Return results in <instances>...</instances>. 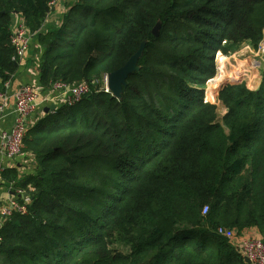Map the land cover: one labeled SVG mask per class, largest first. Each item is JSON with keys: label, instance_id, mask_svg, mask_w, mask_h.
Returning a JSON list of instances; mask_svg holds the SVG:
<instances>
[{"label": "trees", "instance_id": "16d2710c", "mask_svg": "<svg viewBox=\"0 0 264 264\" xmlns=\"http://www.w3.org/2000/svg\"><path fill=\"white\" fill-rule=\"evenodd\" d=\"M50 2L0 0V92L17 17L42 49V93L90 92L30 125L31 173L1 172L30 202L0 228V264H248L217 229L264 242V68L256 92L221 89V122L202 87L218 52L264 41V0H70L45 29ZM143 42L121 99L102 91Z\"/></svg>", "mask_w": 264, "mask_h": 264}, {"label": "built area", "instance_id": "2783aa9c", "mask_svg": "<svg viewBox=\"0 0 264 264\" xmlns=\"http://www.w3.org/2000/svg\"><path fill=\"white\" fill-rule=\"evenodd\" d=\"M67 1L70 0H51L50 6L53 9L55 5ZM15 19L19 20L12 27L10 41L15 53L13 60L20 63L26 58L34 36L29 33L20 17ZM7 88L8 84H4L3 90ZM100 89L109 92L106 76L103 78ZM89 92L90 88L86 82L71 85L56 82L48 91L43 93L39 87L29 85L21 87L15 94L12 126L0 135V154L7 161L15 163L23 154L25 136L31 125V120L38 112H42L44 108L52 104L62 103L64 106H74ZM5 101V92L2 91L0 92V120L5 117ZM18 194L24 195V192L18 191ZM22 202L19 203L13 197L9 199L6 205L0 207V228L13 213L24 214L26 212V205L29 204L30 198L23 196ZM206 210V208L203 210V214ZM242 232L225 228L217 229V234L229 240L246 263L264 264V242L261 237Z\"/></svg>", "mask_w": 264, "mask_h": 264}, {"label": "crops", "instance_id": "0c3cea01", "mask_svg": "<svg viewBox=\"0 0 264 264\" xmlns=\"http://www.w3.org/2000/svg\"><path fill=\"white\" fill-rule=\"evenodd\" d=\"M56 8L57 9H54V11L52 10L51 13L48 15L44 26L45 29L51 28L52 26H55V24H57L59 21H61L66 9L61 4H58ZM18 20L19 19H15L14 23H16V21ZM41 53L42 49L39 46V43L35 40V38H33L30 50L26 58L18 64V70L15 75L11 78V80L5 83L8 84V88L3 90L5 92L6 97L4 106L5 117L0 120V135L4 130L9 129L12 126L14 100L16 92L19 91V89L23 86H39V58ZM38 113L31 120V124L34 123L36 117H41L42 115L40 113L43 112ZM33 167L34 166L31 157L27 153H23L22 156H20L15 161V163L7 161L0 154V207L6 205L9 199L13 198L15 194H12L10 187L4 185V182L1 178V172L6 169L15 168L17 169L19 175H25L31 173ZM242 233H252L254 235L260 236L257 230L254 228L244 230Z\"/></svg>", "mask_w": 264, "mask_h": 264}, {"label": "rangeland", "instance_id": "374dc122", "mask_svg": "<svg viewBox=\"0 0 264 264\" xmlns=\"http://www.w3.org/2000/svg\"><path fill=\"white\" fill-rule=\"evenodd\" d=\"M221 59L223 68L219 69ZM263 68L264 41L259 44L258 49H254L249 43H243L235 52L229 54L218 52L215 55V74L205 82L202 93L204 103L216 106L218 122H221L227 111L223 103L218 100L221 89L227 85L238 84L256 92L261 84ZM102 81L103 79L101 84ZM62 105V103L57 104V106Z\"/></svg>", "mask_w": 264, "mask_h": 264}, {"label": "water", "instance_id": "95a60500", "mask_svg": "<svg viewBox=\"0 0 264 264\" xmlns=\"http://www.w3.org/2000/svg\"><path fill=\"white\" fill-rule=\"evenodd\" d=\"M160 23L158 22L152 30L153 36L157 37L159 34ZM145 43L143 42L136 53L131 56L127 63L117 71L110 73L106 76L107 88L111 93L112 97L121 99L122 88L126 85V80L129 75L139 70L138 60L141 58ZM57 106L52 104L49 107L43 109V113H53ZM13 194V193H12Z\"/></svg>", "mask_w": 264, "mask_h": 264}, {"label": "bare ground", "instance_id": "6f19581e", "mask_svg": "<svg viewBox=\"0 0 264 264\" xmlns=\"http://www.w3.org/2000/svg\"><path fill=\"white\" fill-rule=\"evenodd\" d=\"M222 65H223V64H222V59H221L220 64H219V69H220L221 67L223 68ZM222 68H221V69H222ZM106 80H107V78H106ZM87 84H88V83H87ZM23 196L28 197V196H26L25 194H24V195H19L18 192H17L16 194H14V198H17V197H23Z\"/></svg>", "mask_w": 264, "mask_h": 264}]
</instances>
